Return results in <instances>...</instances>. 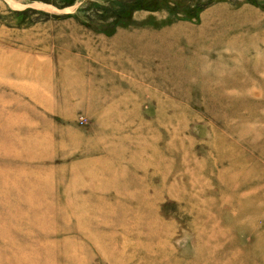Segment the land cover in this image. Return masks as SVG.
<instances>
[{
  "label": "rangeland",
  "instance_id": "374dc122",
  "mask_svg": "<svg viewBox=\"0 0 264 264\" xmlns=\"http://www.w3.org/2000/svg\"><path fill=\"white\" fill-rule=\"evenodd\" d=\"M0 264H264V0H0Z\"/></svg>",
  "mask_w": 264,
  "mask_h": 264
}]
</instances>
